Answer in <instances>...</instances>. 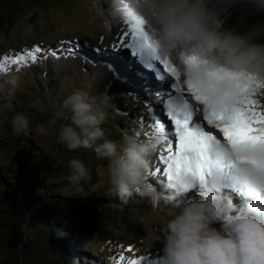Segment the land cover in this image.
Segmentation results:
<instances>
[{
	"label": "clouds",
	"instance_id": "9594fccd",
	"mask_svg": "<svg viewBox=\"0 0 264 264\" xmlns=\"http://www.w3.org/2000/svg\"><path fill=\"white\" fill-rule=\"evenodd\" d=\"M113 22L142 19L148 30V47L154 58H170L183 81L215 83L233 91L237 81L249 90L264 92V25L241 30L228 23L239 9L264 13V0H108ZM223 79L211 80L210 74ZM20 78L0 73V96L14 98ZM115 97L107 87L92 91L91 83L70 91L54 106L48 125L58 126L57 143L69 151L92 149L107 160L110 193L121 203L134 195L146 198L153 209L172 211L160 228L159 264H264V144L232 145L220 139L213 148L230 169L214 168L202 179L188 166L173 170L158 188L150 175V157L158 146L140 131L125 132L118 141L105 139L102 126ZM13 134H31V120L17 112L11 121ZM35 131L47 135L48 128ZM69 183L88 178L83 161L68 163ZM227 173V177H226ZM159 183V182H158ZM191 191L196 196L185 199ZM66 233L58 230L59 236Z\"/></svg>",
	"mask_w": 264,
	"mask_h": 264
},
{
	"label": "rangeland",
	"instance_id": "374dc122",
	"mask_svg": "<svg viewBox=\"0 0 264 264\" xmlns=\"http://www.w3.org/2000/svg\"><path fill=\"white\" fill-rule=\"evenodd\" d=\"M96 1L98 4L95 3ZM105 2L106 0H44L40 2L39 5L41 6L35 7L36 4L31 6L35 8L27 11L16 21L11 28L10 35L7 36L5 34L6 30L1 29L0 58L6 53L12 55L36 45H40L44 49L55 50L59 54L54 56L51 51H45L38 54L35 63L21 65L19 70H17L15 64L10 63L7 72H0L3 74L12 72L20 78V87L14 98L9 101L0 96L1 166L12 164L14 166L17 164L13 146L10 145V141H12L11 134L6 130L7 125L11 126L12 118L17 112L24 113L30 118L31 136L39 148L38 155L41 156V159H45L48 155L44 156L43 152L50 155L53 145L57 141L58 126L67 122L57 120L55 124L48 125V121L52 118L54 106L62 102L70 91L84 87L89 83L92 85L93 92L107 87L115 100L124 97L127 104H132L133 107L129 106L127 110H139L135 114L138 118L136 119L137 123L131 126H122V129L116 133L117 138L114 141L119 142L125 132L133 131H140L144 137H148L145 133L151 132L149 123L154 118L150 116L151 111H149V108L147 107L145 110L144 106L149 105L146 100L153 94L157 95L152 96L153 104H151V107L161 116V118H158L163 119L162 121L165 122V116L160 111L161 104L162 100L167 98L164 93L172 90H170L168 84L159 83L158 81H155L158 83V85L156 83V89L150 90L152 84L139 75L142 74L143 70H140L141 65L135 58L136 56L129 55V50L124 51L121 50L124 48L119 47L118 42L123 38V32L127 27L125 22H113L108 15L109 3L106 7ZM61 41L77 42L80 55H70L66 48H70L71 45L60 47ZM120 59L123 65H117L116 61H120ZM173 64L175 65L174 62ZM86 66L89 69L86 70ZM48 69H53V73ZM149 72V76L157 80L156 76H152V72ZM127 75L129 76L127 77ZM170 82L172 88L175 81L173 79ZM180 84L186 88L182 77L180 78ZM173 92L178 103L179 94L174 88ZM141 93H144L145 98L146 96L148 98L146 100L144 97L139 98ZM256 99L264 104V92L258 93ZM190 102L196 105V101L190 100ZM115 106L117 110L110 112L105 120L108 125L114 120L116 114L121 113L120 110L122 109L117 107L118 102L116 101ZM106 124H104V127H108ZM37 125L46 126L48 128L47 135L38 134L35 131ZM208 129L206 127V130ZM170 140L173 142L175 140L174 126L173 138ZM61 146L64 147V145ZM26 149L30 150L31 145L26 146ZM163 149L159 145L157 151L150 157L151 176L156 178L152 182L157 183L158 188L161 187V184L158 185L159 178L166 179L167 177L162 173L156 174L152 169V165L162 163L158 160V157ZM64 152L55 157L54 166L70 161V154L72 153L66 150V153H69L66 154V157ZM154 157L156 160L153 159ZM49 170L48 175H46L47 182L64 178L67 174L63 170L54 169L53 167ZM96 175L95 180L86 181V186L63 183L66 188L63 187L60 192L64 193L65 191L69 196H80L85 192L93 193L92 198L103 199L104 197V200L106 197L113 196L109 191L107 161L97 164ZM195 196L196 192L191 191L184 198L190 199ZM136 203L140 206L135 211L120 212L117 214L118 217L111 219V221L100 220L101 223H104L103 227H95L89 235L86 229H82L83 237L86 235L85 237L90 239V249L78 251L64 246L61 256L68 257L70 260L72 258L77 259V261L84 260L83 264L86 262L90 264H107V262L117 264L121 255L125 258L121 264H127L129 259H140L141 257H143L141 264H159L160 249L162 248L159 230L172 210L166 206H161L159 209H153L151 205L145 207L148 205V200L145 198H142V200L141 198L136 199ZM114 206L117 210L122 207L119 204H114ZM129 248L132 250L129 251ZM5 257L4 249L0 248V264Z\"/></svg>",
	"mask_w": 264,
	"mask_h": 264
},
{
	"label": "trees",
	"instance_id": "16d2710c",
	"mask_svg": "<svg viewBox=\"0 0 264 264\" xmlns=\"http://www.w3.org/2000/svg\"><path fill=\"white\" fill-rule=\"evenodd\" d=\"M41 1L29 0L26 4L31 7L34 2L38 5ZM25 2V0H0V32L6 30L5 34L10 35L16 21L28 11ZM107 3L106 0V7ZM228 23L238 25L241 30L254 24L264 25V13L239 9L231 16ZM85 69L89 67L86 66ZM48 70L53 73V69ZM139 96L142 98L145 94L141 93ZM115 101L118 102L117 107L122 109L121 113L115 115L110 125L104 122L108 127L102 125L106 133L105 139L110 140L117 138L116 133L122 129V126L134 125L138 119L135 114L139 110H127L132 104H127L124 97ZM7 128L6 130L11 134L10 145L13 146L17 164L14 166L0 164V248L6 253L1 264H83L84 260L77 261L73 258L70 260L61 256L64 246L78 251L90 249V239L85 237L86 235L83 237L82 229H86L89 235L95 227H103L104 223L100 220L111 221L116 219L120 212L135 211L140 206L136 203V199L142 200V197L134 195L127 203H121L115 196L106 197L105 200L104 197L97 199V197L92 198L93 193L85 192V187V193L80 196H69L65 191L61 193L60 190L66 188L63 183H69L67 178L71 174V169L68 166L69 162L54 166L53 161L64 151L65 155L69 154L66 153L68 150L66 146L62 147L55 141L51 154L43 152L44 156H48L41 159L37 152L39 148L31 134L17 136L13 134L10 125H7ZM28 145H31L30 150L26 149ZM70 152L72 153L70 160L78 158L85 164L88 171L86 181L95 180L97 164L107 161L97 158L92 149L79 148ZM52 167L67 174L64 178L47 182L46 175ZM161 180L162 178H159L158 185L161 184L162 187ZM79 185L86 186V182L81 181ZM114 204L122 207L117 210ZM145 207H150V203L148 202ZM59 229H63L66 234L59 236Z\"/></svg>",
	"mask_w": 264,
	"mask_h": 264
},
{
	"label": "snow or ice",
	"instance_id": "6c2138e0",
	"mask_svg": "<svg viewBox=\"0 0 264 264\" xmlns=\"http://www.w3.org/2000/svg\"><path fill=\"white\" fill-rule=\"evenodd\" d=\"M125 25L127 27L123 32V38L118 42L119 47L132 49L133 54L145 50L148 47V30L145 22L137 19L125 21ZM64 45H71L70 48H66L70 55H80L77 42L61 41L60 47ZM45 51H51L54 56L59 55L55 50L44 49L40 45L12 55L6 53L0 58V72H7L10 63L15 64L17 70L21 65L35 63L38 54ZM160 62L163 64V71L175 81L173 88L179 94V102L168 109L162 107L161 111L166 113V122L153 119L149 123L151 132L145 133L157 146L161 144L165 146L158 157L162 163L152 165L156 174L162 173L171 178L174 169L179 170L187 165L194 178L202 179L214 168L233 167L232 162H225L213 152L214 146L221 138L213 131L205 130L209 126L222 133V139L232 145L264 144V104L256 99L258 93L250 91L247 83L237 81L234 90L228 92L211 82L195 84L185 81V88L180 84V73L170 58L164 57ZM223 78L224 76L220 74H210V81ZM190 100L196 101V105ZM173 126L174 142L169 139L173 133ZM153 159L156 160L155 157ZM131 250L129 248V251ZM124 259L121 255L117 264H121ZM142 259L143 257L129 259L127 264H141Z\"/></svg>",
	"mask_w": 264,
	"mask_h": 264
},
{
	"label": "bare ground",
	"instance_id": "6f19581e",
	"mask_svg": "<svg viewBox=\"0 0 264 264\" xmlns=\"http://www.w3.org/2000/svg\"><path fill=\"white\" fill-rule=\"evenodd\" d=\"M159 64V63H158ZM161 65V64H160ZM150 71L152 72V76H156V78H157V80H155V81H158L159 83H162V82H164V83H170V81H168L165 77H164V75H163V73L165 72V71H163V69L161 70V72L159 71V70H157V66H156V68L155 67H152L151 69H150ZM130 73H132L131 71H129ZM167 73V72H166ZM168 74V73H167ZM129 76V75H128ZM127 76V77H128ZM134 76V75H133ZM135 77V76H134ZM139 79H141V78H139ZM128 80V79H127ZM137 81H138V79H137ZM146 89L148 88V86L147 87H145ZM162 107H164L163 106V104H162V106H161V108ZM159 113H157V111L155 110V109H153L152 110V113H151V115H152V117L154 118V119H160L161 118V116L160 115H158ZM158 117H160V118H158ZM161 121L163 120V119H160ZM163 122V121H162ZM166 122V121H165ZM209 128V129H208ZM207 129H208V131H213V133L214 134H218V137L219 138H221L222 139V133H219L218 132V130H216V129H213V128H211L210 126L209 127H207ZM206 130V129H205ZM171 138H173V133H172V135L169 137V139H171ZM166 176V175H165ZM166 179H164L163 177H162V180L160 181V182H163V181H165Z\"/></svg>",
	"mask_w": 264,
	"mask_h": 264
},
{
	"label": "water",
	"instance_id": "95a60500",
	"mask_svg": "<svg viewBox=\"0 0 264 264\" xmlns=\"http://www.w3.org/2000/svg\"><path fill=\"white\" fill-rule=\"evenodd\" d=\"M26 2L24 3V4H26V3H28L29 2V0L27 1V0H25ZM34 1H41V0H34ZM41 2H43V0L41 1ZM34 4H36L35 2H34ZM37 5V4H36ZM38 6H41V5H37V6H35V7H38ZM25 7H29V6H27V4H26V6ZM35 7H30L29 9H28V11L30 10V9H32V8H35ZM25 14V13H24ZM23 15V14H22Z\"/></svg>",
	"mask_w": 264,
	"mask_h": 264
}]
</instances>
